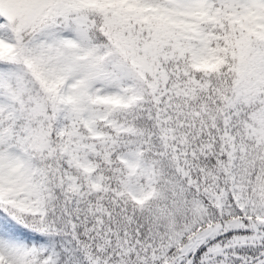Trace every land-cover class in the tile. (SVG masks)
<instances>
[{
    "label": "snow or ice",
    "instance_id": "1",
    "mask_svg": "<svg viewBox=\"0 0 264 264\" xmlns=\"http://www.w3.org/2000/svg\"><path fill=\"white\" fill-rule=\"evenodd\" d=\"M0 264H264V0H0Z\"/></svg>",
    "mask_w": 264,
    "mask_h": 264
}]
</instances>
